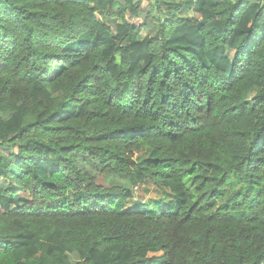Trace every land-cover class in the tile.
Segmentation results:
<instances>
[{
    "label": "trees",
    "instance_id": "obj_1",
    "mask_svg": "<svg viewBox=\"0 0 264 264\" xmlns=\"http://www.w3.org/2000/svg\"><path fill=\"white\" fill-rule=\"evenodd\" d=\"M0 264H264V0H0Z\"/></svg>",
    "mask_w": 264,
    "mask_h": 264
},
{
    "label": "rangeland",
    "instance_id": "obj_2",
    "mask_svg": "<svg viewBox=\"0 0 264 264\" xmlns=\"http://www.w3.org/2000/svg\"><path fill=\"white\" fill-rule=\"evenodd\" d=\"M110 185H119V181L110 179L108 180L107 186H110Z\"/></svg>",
    "mask_w": 264,
    "mask_h": 264
}]
</instances>
